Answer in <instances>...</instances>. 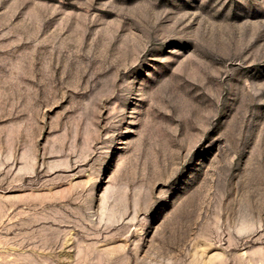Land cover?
<instances>
[{
    "label": "rangeland",
    "instance_id": "1",
    "mask_svg": "<svg viewBox=\"0 0 264 264\" xmlns=\"http://www.w3.org/2000/svg\"><path fill=\"white\" fill-rule=\"evenodd\" d=\"M20 263L264 264V0H0Z\"/></svg>",
    "mask_w": 264,
    "mask_h": 264
},
{
    "label": "bare ground",
    "instance_id": "2",
    "mask_svg": "<svg viewBox=\"0 0 264 264\" xmlns=\"http://www.w3.org/2000/svg\"><path fill=\"white\" fill-rule=\"evenodd\" d=\"M72 263V262H71ZM21 264V263H20Z\"/></svg>",
    "mask_w": 264,
    "mask_h": 264
}]
</instances>
